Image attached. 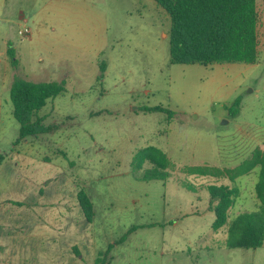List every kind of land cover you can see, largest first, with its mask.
<instances>
[{
	"label": "rangeland",
	"instance_id": "1",
	"mask_svg": "<svg viewBox=\"0 0 264 264\" xmlns=\"http://www.w3.org/2000/svg\"><path fill=\"white\" fill-rule=\"evenodd\" d=\"M256 10L257 61L203 66L169 64V18L153 0H0V237L25 238L0 264H264V248L225 244L229 222L256 209L258 168L233 182L182 170L233 168L264 151V0ZM15 79L63 84L38 112L52 133L16 142ZM146 146L170 160L167 180H141ZM207 184L237 191L217 230ZM51 186H60L55 199ZM81 189L94 204L90 221ZM13 201L53 219L22 230Z\"/></svg>",
	"mask_w": 264,
	"mask_h": 264
},
{
	"label": "trees",
	"instance_id": "2",
	"mask_svg": "<svg viewBox=\"0 0 264 264\" xmlns=\"http://www.w3.org/2000/svg\"><path fill=\"white\" fill-rule=\"evenodd\" d=\"M169 18L168 62L169 64H214L244 63L254 64L258 58L256 10L257 0H153ZM12 64L13 54L7 50ZM101 64L100 70L104 72ZM64 91L62 83L29 82L15 79L10 86L9 98L12 104V116L18 123L16 142L29 137L50 134L55 125L43 124L44 118L38 112L46 101ZM240 100L231 104L237 113ZM149 110V109H147ZM152 108L150 111H158ZM136 161L146 163L148 169L141 180H167L170 160L155 146H146L138 153ZM3 156L0 155V163ZM258 168V181L255 184L256 209L238 214L229 222L226 246L230 248L256 249L264 242V151L255 149L249 158L233 168L186 167L187 176H211L225 178L233 182L238 176ZM188 190H196L191 184L182 185ZM209 211L213 212L211 224L213 230L227 223L228 212L232 208L237 191L228 184H207ZM82 215L90 221L94 215V204L84 190L76 195ZM127 230L126 234L133 231Z\"/></svg>",
	"mask_w": 264,
	"mask_h": 264
},
{
	"label": "crops",
	"instance_id": "3",
	"mask_svg": "<svg viewBox=\"0 0 264 264\" xmlns=\"http://www.w3.org/2000/svg\"><path fill=\"white\" fill-rule=\"evenodd\" d=\"M66 1V0H65ZM68 3V2H67ZM60 8H62L63 10H64V14H70V13H68L69 12V10H70V7H69V5H66V3H63V5H60L59 6ZM52 187V189H51V191H52V193H53V198L55 199V193L57 192V191H55L56 189H58V188H60V186H58V187H56V186H51ZM18 188H19V190L20 189H22V186H18ZM5 207L4 208H6L5 210H7L8 208H7V206L6 205H9L8 204V202H9V200L7 201V200H5ZM14 202V204L13 205H15L14 207L15 208H21L22 209V211H18V210H16L15 211V216H16V219H15V223H16V226H21L22 227V230H23V226L25 225V224H27L28 226L29 225H39V224H42V225H44V224H46V225H49L50 224V222H49V220L50 219H53V214H52V216L50 217V212H42V216H39V214H40V212H39V210L37 211V210H35V206H33V205H37L36 203H34V204H32L31 206H29L28 208L26 207V204L25 203H22L21 201H13ZM258 202V201H257ZM40 204V203H39ZM48 204V203H47ZM48 205H50V204H48ZM40 206V205H39ZM38 206V207H39ZM257 206V205H256ZM35 207V208H34ZM27 209V210H26ZM23 210L25 211V212H28L30 215H28V217H23V216H20V213L21 212H23ZM43 210V209H42ZM8 213L9 212H7V213H5V215H4V221H3V223H4V225L6 226V228H7V218H8ZM239 214H241V213H239ZM238 215V214H237ZM2 215H0V221H2ZM30 221V222H29ZM22 230H20V231H22ZM45 230V229H44ZM227 231V230H226ZM7 233V235H5L6 236V238H8V229H7V231H6ZM23 232V231H22ZM23 234V233H22ZM1 235V234H0ZM28 235V234H27ZM13 236V235H12ZM13 238V239H12ZM12 238H10V241L9 242H7V241H5V242H2V239H1V237H0V256L2 255V251L3 250H7V248H8V246L11 244V247H13L14 248V246L17 248V244L18 243H20V242H24L25 240V238L24 237H22V236H15V237H12ZM261 248H264V242H262V244H261V246L259 247V249H261ZM256 249H258V248H256Z\"/></svg>",
	"mask_w": 264,
	"mask_h": 264
},
{
	"label": "built area",
	"instance_id": "4",
	"mask_svg": "<svg viewBox=\"0 0 264 264\" xmlns=\"http://www.w3.org/2000/svg\"><path fill=\"white\" fill-rule=\"evenodd\" d=\"M18 35H19L20 37H27V36L30 35V31H29L28 28H24L23 30H19V31H18Z\"/></svg>",
	"mask_w": 264,
	"mask_h": 264
}]
</instances>
